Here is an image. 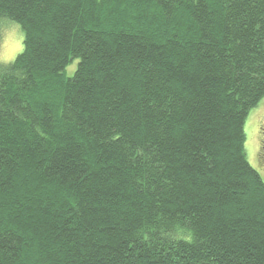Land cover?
<instances>
[{
  "label": "trees",
  "instance_id": "1",
  "mask_svg": "<svg viewBox=\"0 0 264 264\" xmlns=\"http://www.w3.org/2000/svg\"><path fill=\"white\" fill-rule=\"evenodd\" d=\"M0 18L23 31L0 63V264H264L244 150L264 0H0Z\"/></svg>",
  "mask_w": 264,
  "mask_h": 264
},
{
  "label": "rangeland",
  "instance_id": "2",
  "mask_svg": "<svg viewBox=\"0 0 264 264\" xmlns=\"http://www.w3.org/2000/svg\"><path fill=\"white\" fill-rule=\"evenodd\" d=\"M23 47V31L20 25L7 18H0V63L14 60ZM77 65L72 61L65 69L71 76ZM244 150L250 165L257 170L264 182V97L250 110L244 124Z\"/></svg>",
  "mask_w": 264,
  "mask_h": 264
}]
</instances>
